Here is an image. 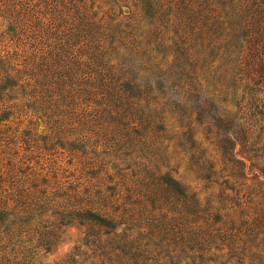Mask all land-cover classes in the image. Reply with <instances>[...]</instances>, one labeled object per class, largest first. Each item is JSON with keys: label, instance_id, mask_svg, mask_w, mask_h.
Returning a JSON list of instances; mask_svg holds the SVG:
<instances>
[{"label": "trees", "instance_id": "obj_1", "mask_svg": "<svg viewBox=\"0 0 264 264\" xmlns=\"http://www.w3.org/2000/svg\"><path fill=\"white\" fill-rule=\"evenodd\" d=\"M71 1L72 14L61 20L67 26L63 57L59 50L49 66L60 73L48 79L42 74L47 69H33L42 91L70 89L57 95L65 105L33 108L50 126L49 135L67 146L78 140L87 152L93 146L87 135L96 136L115 158L154 155L159 149L150 141L164 138L173 121L182 130L179 147L203 179L215 171L199 156L195 135L201 127L226 132L218 147L221 163L241 165L233 142L245 150L248 136L228 120L221 96L224 86L242 81L236 77L249 72L250 62H256L252 71L264 74V0ZM54 16L57 30L61 23ZM16 17L26 28L28 14ZM227 72L231 76L221 80ZM76 85L80 90L72 89ZM91 85L92 91L82 89ZM98 163L87 158L84 166ZM142 170L140 176L118 174L117 181L109 177L105 193L78 186L60 192L45 179L38 184L34 174L1 173L0 264H39L67 227L83 228V236L59 264H264V208L251 217L239 191L227 188L234 196H225L231 206L223 210L229 215L232 205L238 207L243 224L225 228L220 213L203 208L174 177Z\"/></svg>", "mask_w": 264, "mask_h": 264}, {"label": "rangeland", "instance_id": "obj_2", "mask_svg": "<svg viewBox=\"0 0 264 264\" xmlns=\"http://www.w3.org/2000/svg\"><path fill=\"white\" fill-rule=\"evenodd\" d=\"M73 5L71 0H0V174L14 172L20 177L30 174L32 178L34 174L38 184L45 179L47 185L60 188V192L78 186L80 191L87 189L90 193L98 190L105 193V188L111 185L109 177L113 176L117 181L118 174L129 177L133 172L140 176L143 167L147 166L157 173H168L193 193L203 208L220 213L222 222L226 223L225 228H237L243 224L238 207L232 205L229 215L223 210L231 206L229 200L225 201V196L228 199L234 196L227 188L239 191V200L252 207L251 217L255 208H264V74L250 69L256 62L247 63L249 72L236 77H242V81H236L235 88L224 86L221 96L225 103L223 107L231 114L228 120L242 125L248 136L245 150L241 149L240 142H233L232 153L241 165L229 168L221 163L218 147L226 132L216 133V130H207L206 127L196 130L195 139L201 150L199 156L214 165L215 172L209 180L202 178L189 153L179 147L177 137L182 130L173 121L167 123L164 138L157 143L150 141L153 148L159 149L154 155L144 153L143 156L122 157L116 154L115 158L114 152L100 146L96 136L87 135L92 136L93 145L87 152L81 151L82 144L78 140L73 146H67L58 136L49 135L50 126L34 114L33 108L65 105L58 96L65 95L70 89L65 86L42 91L35 83L41 77H35L36 70L33 69H47L42 74L48 79L55 77L54 71L59 72L49 66L55 64L53 55L59 54V48L66 43L67 26H63L61 20L67 18L64 17L67 12L72 14ZM17 14H28L26 28L19 22L22 19H17ZM53 15L61 23L57 30L50 22ZM222 75L221 80H225L231 73ZM92 86L82 89L92 91ZM80 88L76 85L72 89L78 91ZM225 125V128L230 126ZM87 158L100 161V164L89 169L84 166ZM83 231L80 227L63 228L61 242L53 251L40 255L39 264H59L65 260L80 245ZM86 252L84 259L90 255L88 249ZM94 264H100L99 260H94Z\"/></svg>", "mask_w": 264, "mask_h": 264}]
</instances>
